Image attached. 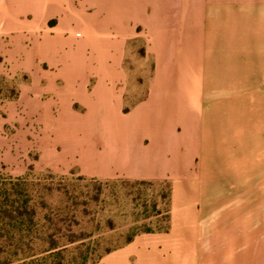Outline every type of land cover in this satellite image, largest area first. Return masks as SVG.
I'll return each mask as SVG.
<instances>
[{
  "label": "crops",
  "instance_id": "obj_1",
  "mask_svg": "<svg viewBox=\"0 0 264 264\" xmlns=\"http://www.w3.org/2000/svg\"><path fill=\"white\" fill-rule=\"evenodd\" d=\"M3 40L0 76L27 80L0 100V169L22 176L34 151L42 165L57 119L79 160L57 168L172 182L168 230L98 264H264V210L224 192L249 183L241 198L257 200L264 184V0H0ZM139 41L154 73L124 113Z\"/></svg>",
  "mask_w": 264,
  "mask_h": 264
},
{
  "label": "rangeland",
  "instance_id": "obj_2",
  "mask_svg": "<svg viewBox=\"0 0 264 264\" xmlns=\"http://www.w3.org/2000/svg\"><path fill=\"white\" fill-rule=\"evenodd\" d=\"M0 46H5L4 40L0 41ZM142 46V41L133 43L125 61L128 105L141 99L148 86L150 63L139 54ZM23 52L15 49L12 56L22 58ZM26 77L24 74L16 78L0 76V97L14 95L15 84ZM47 124L42 131V165L38 164V153L34 151L33 165L22 175L24 180L13 176L5 167L0 169V203L7 192L10 202L17 201L20 205L27 201L30 214L27 217L30 230L22 239L12 228L3 229L0 222V264L5 259L3 252L28 245L37 253V260L57 252L40 264H98L107 252L124 247L130 239L167 229L171 180L99 179L81 174L78 167L57 168L79 161L74 154L78 139L73 135L65 136L57 119H50ZM224 192L227 207L250 210V202H257V210H264L262 183H258L257 200L241 198L250 194L249 183L241 187L225 183ZM51 246L57 249L44 253ZM23 262L17 260L13 264Z\"/></svg>",
  "mask_w": 264,
  "mask_h": 264
},
{
  "label": "trees",
  "instance_id": "obj_3",
  "mask_svg": "<svg viewBox=\"0 0 264 264\" xmlns=\"http://www.w3.org/2000/svg\"><path fill=\"white\" fill-rule=\"evenodd\" d=\"M139 54L141 55V57L144 60H147V56H146V49L145 46L143 45L140 49H139ZM2 63V58H0V64ZM149 63H150V76L148 78V83L151 80V78L153 77V73H154V62L153 60L150 58L149 59ZM27 77L25 78L26 81ZM19 83L20 81H18L15 86L17 87L16 92L14 93V95L10 96V97H0V100L5 101H14L17 100L19 97ZM1 91V89H0ZM2 92V91H1ZM0 92V95H1ZM148 96V86L146 89V92L144 94V96L135 101L132 102L131 104H127L126 102L128 101V98L125 94V104L123 107V112L124 113H129L138 103H140L141 101L145 100ZM18 179H23V176H20ZM5 200L3 202L0 203V222L2 223L1 226L3 229H10L12 228L17 235L20 236V238L22 239V237H24L25 234H27L29 232V225L27 224V217L30 216L29 212H27V201H24L22 204H17V201H9V197L10 194L5 192ZM168 230L167 229L164 231L166 232ZM8 231V230H7ZM6 231V232H7ZM20 239V240H21ZM133 239L129 240V243L132 241ZM57 249L54 246H51V248L48 251H45L44 253L50 252ZM111 251L107 252L110 253ZM5 254V259L2 262V264H13L14 262H16L17 260H23L25 262H23V264H26L27 260L30 259L29 264L31 263H35V264H40V262L44 263L48 260V258L53 257L54 255H57V252H50L49 254H46L45 257H43L40 260H37L36 255L37 253H35V251L33 250V248L31 246H17L15 248L14 251H6L3 252ZM39 254V253H38Z\"/></svg>",
  "mask_w": 264,
  "mask_h": 264
}]
</instances>
